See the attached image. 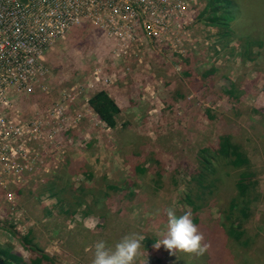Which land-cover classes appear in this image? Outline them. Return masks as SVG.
<instances>
[{"label": "rangeland", "instance_id": "374dc122", "mask_svg": "<svg viewBox=\"0 0 264 264\" xmlns=\"http://www.w3.org/2000/svg\"><path fill=\"white\" fill-rule=\"evenodd\" d=\"M186 1L178 7L180 16L167 27H158L162 31L155 36L136 32L137 41L131 43L136 51L122 55L102 33L81 25L44 54L46 93L35 90L14 101L20 120L28 126L27 137H43L35 140L44 148L43 162L32 168L39 175L20 177L16 183L0 181V250L22 258L39 250L56 264H92L98 241L113 247L126 235L158 239L167 231L165 209L172 208L177 216L189 211L180 203L187 188H198V182H190L197 171L198 149L215 145L219 136L226 135L246 152L256 181L257 200H243L251 204L242 228L245 237L231 240L220 227L218 211L233 193L235 174L215 161L219 180L210 190L209 204L191 213L212 247L202 255H175L184 264L189 260V264H209L217 253L220 264H264V0H233L239 4L235 18L221 30L206 23L204 14L198 19L208 0ZM223 31L228 33L226 39H220ZM251 40L262 42V47L252 49L256 54L252 62L243 61L240 46ZM190 58L187 79L181 65ZM210 68L214 72L202 78ZM230 86L242 93L239 103L227 100ZM69 89L72 98L66 97ZM97 93L119 109L113 128L90 106ZM51 107H58L60 115L46 116ZM150 158L163 164L159 185L152 181ZM143 160L150 173L132 175L129 165ZM45 177L52 180L49 189L68 202L81 192L96 193L107 185L124 187L135 197L118 204L115 197L121 191L100 199L95 212L102 219L94 213L68 216L45 189ZM201 184L199 188L207 186L203 180ZM10 205L16 207L12 212ZM25 235L30 236L26 246L20 240ZM153 250L148 254L140 248L135 264L172 261L164 247ZM160 255L166 256L154 262Z\"/></svg>", "mask_w": 264, "mask_h": 264}, {"label": "built area", "instance_id": "2783aa9c", "mask_svg": "<svg viewBox=\"0 0 264 264\" xmlns=\"http://www.w3.org/2000/svg\"><path fill=\"white\" fill-rule=\"evenodd\" d=\"M180 3L187 5L186 0H0V181L16 183L40 174L32 168L43 162L44 148L35 141L39 136L27 137L28 126L14 101L35 90L46 93L44 54L55 43L72 28L87 25L125 55L138 49L131 46L136 32L155 36L162 31L158 27L179 17ZM71 91L67 98L74 97ZM58 107L46 110V116L60 115Z\"/></svg>", "mask_w": 264, "mask_h": 264}, {"label": "trees", "instance_id": "16d2710c", "mask_svg": "<svg viewBox=\"0 0 264 264\" xmlns=\"http://www.w3.org/2000/svg\"><path fill=\"white\" fill-rule=\"evenodd\" d=\"M239 7V4L233 2V0H208L204 10L202 13H200L198 16V19L202 18V15L204 14V18L206 20V23L208 22L210 25L216 27L217 29H225L227 28V23L232 21L235 17V10ZM228 36V33L226 31L222 32V35H220V39H226ZM225 42V41H224ZM262 47V42L260 41H246L244 45L240 46L241 53L239 56L242 58L241 60H246L247 62H252L254 58H256V54H252V49L256 48L257 50H260ZM189 62H192L191 58L190 60L185 59L182 62V68L184 69L185 77L188 79L191 77L189 75V68L190 65ZM214 72L213 68H210L209 71L204 73L201 76L202 78H206V76L209 73ZM189 84H192V81H189ZM235 89L234 86H230L228 91H225V95L228 101L229 98H232L231 100L236 101L237 103L240 102V98L242 96V93ZM240 94V95H239ZM229 97V98H228ZM204 100L206 97H203ZM90 106L96 111V113L99 115V117L102 119V121L107 125V127L113 128L114 127V117H116L119 113V109L116 105H114L109 98H107L103 93H97L95 96H93L90 101ZM254 113V111H252ZM207 113H209L207 111ZM207 118L212 119V116L207 115ZM220 161V165L222 167L229 168L233 174H235L234 180L232 182V188L233 193L232 195L224 201L221 209L219 212V220L220 227L226 237H228L231 240L238 241L240 238L245 237V231L242 229L244 223L247 221V219L250 217L251 214V204L250 202H243L245 199H254L257 200V194H255L256 190V181L253 174L251 173V165L249 162L248 157L246 156V152L242 148L241 145L234 143L229 140V137L226 135H221L216 139L215 145H209L206 147H201L197 151L196 155V166L197 171L196 175L192 173L190 182H198V188H195L192 190L191 188H187L184 192V201L181 202L180 207L183 208L184 206L189 207V211L191 213H196L202 209H204L209 202L207 200L211 197V191L216 187V184L218 183V177L219 174L218 171L213 166V162ZM144 160L143 163H132L130 164V169L132 172V175L138 176V177H145L146 173L150 170V168L147 170L144 167ZM150 162L153 165L151 169V174L153 175L152 181L159 185L160 182V176L163 173V164L158 161L156 158H150ZM177 167H174V170ZM194 167V171H195ZM150 173V171H149ZM230 174L228 172V177ZM89 178L90 176L87 175ZM202 179L206 182L207 186L203 188H199V186H202ZM45 179V189H48L50 191V196L55 197L57 200V207L59 211L61 212V208L64 210L63 213L67 214L68 216H72L75 213H78L81 216H86L89 214H95L99 219H102V215H97L95 212V208L97 206V202L100 199H106L110 198L108 195L113 194L114 192L120 193L123 192L122 195H117L115 197V200L118 202V204L121 202H130L132 199H134L135 195L131 193V191H126L124 187L117 188L116 185H107L104 187L103 191H98L94 193L91 189L88 190L87 193L81 192V195L79 198H76L73 202L69 201L67 197L63 198L60 197L58 192L51 191L49 189V186L52 185V180L46 181ZM173 180V186L176 187V180L172 176ZM50 182V183H48ZM154 190H156L154 188ZM211 190V191H210ZM82 191V190H81ZM18 192V191H17ZM87 195L88 197L87 202H83V197ZM99 195V196H96ZM62 196V195H61ZM122 199V200H120ZM192 199V200H191ZM70 205V208L68 207ZM105 203H101L100 206L104 205ZM107 204V203H106ZM121 204V203H120ZM83 205V207H82ZM63 206V207H62ZM82 209L80 211H77L79 208ZM124 207V206H123ZM125 208V207H124ZM68 209V210H65ZM183 215L184 213L181 212ZM193 223H197V219L195 217H192ZM211 231H214V227H209ZM30 236L25 235L20 238L21 242L26 246L27 243L30 242L29 239ZM212 238V235L209 236ZM163 235L160 236L159 239H162ZM156 240L154 237H145L142 239V245L141 250L143 253H152L155 249L154 245L156 243ZM244 243L248 242L247 240H243ZM203 243H207L206 241H203ZM208 244V243H207ZM209 247H212L211 244H208ZM163 247V245H161ZM160 247V248H161ZM208 247V248H209ZM26 248V247H25ZM153 248V249H152ZM159 248V249H160ZM152 249V250H151ZM30 252H32L31 249H29ZM158 251V249H156ZM210 251V250H209ZM36 253V254H35ZM34 255H31L27 258H22L19 254L14 253H8V251L0 250V260L1 262L5 264H56V261L46 255L44 252H41L39 250L35 251L33 253ZM166 255H163V257L160 255V258L155 260L154 262H159V260H162ZM219 254L217 253V257H212L209 264H220L221 261L218 260ZM4 258V259H1ZM8 259V260H5ZM191 260H189L188 264ZM171 264H184V261H181L178 258H173Z\"/></svg>", "mask_w": 264, "mask_h": 264}, {"label": "clouds", "instance_id": "9594fccd", "mask_svg": "<svg viewBox=\"0 0 264 264\" xmlns=\"http://www.w3.org/2000/svg\"><path fill=\"white\" fill-rule=\"evenodd\" d=\"M45 179L47 178L45 177ZM164 211L167 217V231L163 234L162 239L159 237L156 240L154 248L159 249L163 245L172 259L176 258L175 253L177 252L202 255L209 245L202 243L204 235L193 223L191 212L186 211L183 215L177 216L172 208H167ZM142 239L135 234L126 235L113 247H109L103 240L98 241L93 246L92 264H135ZM171 263L172 261L168 264Z\"/></svg>", "mask_w": 264, "mask_h": 264}, {"label": "water", "instance_id": "95a60500", "mask_svg": "<svg viewBox=\"0 0 264 264\" xmlns=\"http://www.w3.org/2000/svg\"><path fill=\"white\" fill-rule=\"evenodd\" d=\"M0 264H5V263H3V262L0 261Z\"/></svg>", "mask_w": 264, "mask_h": 264}, {"label": "bare ground", "instance_id": "6f19581e", "mask_svg": "<svg viewBox=\"0 0 264 264\" xmlns=\"http://www.w3.org/2000/svg\"><path fill=\"white\" fill-rule=\"evenodd\" d=\"M82 27V26H81ZM169 30V29H168ZM165 50V49H164Z\"/></svg>", "mask_w": 264, "mask_h": 264}, {"label": "crops", "instance_id": "0c3cea01", "mask_svg": "<svg viewBox=\"0 0 264 264\" xmlns=\"http://www.w3.org/2000/svg\"><path fill=\"white\" fill-rule=\"evenodd\" d=\"M99 32V31H98ZM100 33V32H99Z\"/></svg>", "mask_w": 264, "mask_h": 264}]
</instances>
